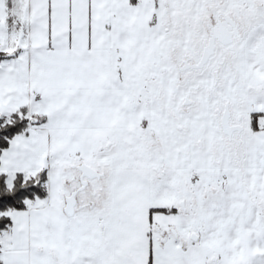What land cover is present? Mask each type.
Here are the masks:
<instances>
[{"label": "snow or ice", "instance_id": "obj_1", "mask_svg": "<svg viewBox=\"0 0 264 264\" xmlns=\"http://www.w3.org/2000/svg\"><path fill=\"white\" fill-rule=\"evenodd\" d=\"M36 188L0 264H264V0H0V203Z\"/></svg>", "mask_w": 264, "mask_h": 264}, {"label": "trees", "instance_id": "obj_2", "mask_svg": "<svg viewBox=\"0 0 264 264\" xmlns=\"http://www.w3.org/2000/svg\"><path fill=\"white\" fill-rule=\"evenodd\" d=\"M22 127L17 128L15 131H22ZM15 134V132H13ZM32 192H35L36 195H39L41 198H43L46 195V192L42 189L36 188L32 191H25L21 190L18 195L12 196L11 198H6L3 200L2 203H0V208H3L5 206H15V207H22V198L25 196H31Z\"/></svg>", "mask_w": 264, "mask_h": 264}, {"label": "crops", "instance_id": "obj_3", "mask_svg": "<svg viewBox=\"0 0 264 264\" xmlns=\"http://www.w3.org/2000/svg\"><path fill=\"white\" fill-rule=\"evenodd\" d=\"M9 6H11V3H9Z\"/></svg>", "mask_w": 264, "mask_h": 264}, {"label": "rangeland", "instance_id": "obj_4", "mask_svg": "<svg viewBox=\"0 0 264 264\" xmlns=\"http://www.w3.org/2000/svg\"><path fill=\"white\" fill-rule=\"evenodd\" d=\"M11 7V6H10Z\"/></svg>", "mask_w": 264, "mask_h": 264}]
</instances>
